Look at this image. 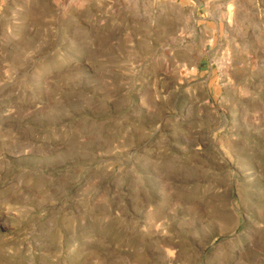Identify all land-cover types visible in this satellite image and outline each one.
<instances>
[{
    "label": "rangeland",
    "instance_id": "1",
    "mask_svg": "<svg viewBox=\"0 0 264 264\" xmlns=\"http://www.w3.org/2000/svg\"><path fill=\"white\" fill-rule=\"evenodd\" d=\"M0 264H264V0H0Z\"/></svg>",
    "mask_w": 264,
    "mask_h": 264
}]
</instances>
